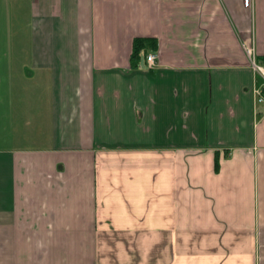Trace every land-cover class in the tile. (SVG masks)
<instances>
[{
  "label": "crops",
  "instance_id": "obj_1",
  "mask_svg": "<svg viewBox=\"0 0 264 264\" xmlns=\"http://www.w3.org/2000/svg\"><path fill=\"white\" fill-rule=\"evenodd\" d=\"M252 57L264 0H0V264H264Z\"/></svg>",
  "mask_w": 264,
  "mask_h": 264
},
{
  "label": "built area",
  "instance_id": "obj_2",
  "mask_svg": "<svg viewBox=\"0 0 264 264\" xmlns=\"http://www.w3.org/2000/svg\"><path fill=\"white\" fill-rule=\"evenodd\" d=\"M248 52L251 53V50L248 49ZM147 61L149 66H153L156 62V54L150 53L147 55ZM252 68L254 71L259 73L264 81V64L257 63L255 57H252ZM257 100L258 102H264V82L261 88L257 90Z\"/></svg>",
  "mask_w": 264,
  "mask_h": 264
},
{
  "label": "trees",
  "instance_id": "obj_3",
  "mask_svg": "<svg viewBox=\"0 0 264 264\" xmlns=\"http://www.w3.org/2000/svg\"><path fill=\"white\" fill-rule=\"evenodd\" d=\"M146 43V40L144 38H137L134 45V51L132 53V60L136 59L139 55L140 48ZM218 165V164H217Z\"/></svg>",
  "mask_w": 264,
  "mask_h": 264
},
{
  "label": "rangeland",
  "instance_id": "obj_4",
  "mask_svg": "<svg viewBox=\"0 0 264 264\" xmlns=\"http://www.w3.org/2000/svg\"><path fill=\"white\" fill-rule=\"evenodd\" d=\"M115 239L114 238H107V246H112V245H115L114 242ZM114 256V255H113ZM110 257H112L111 254H108V259H110Z\"/></svg>",
  "mask_w": 264,
  "mask_h": 264
}]
</instances>
